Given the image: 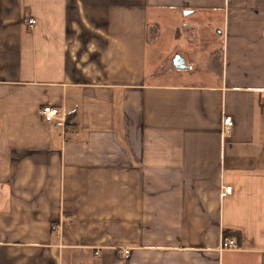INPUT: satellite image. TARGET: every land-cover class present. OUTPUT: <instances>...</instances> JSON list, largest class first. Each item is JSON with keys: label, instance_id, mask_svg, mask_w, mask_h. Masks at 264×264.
I'll list each match as a JSON object with an SVG mask.
<instances>
[{"label": "crops", "instance_id": "0c3cea01", "mask_svg": "<svg viewBox=\"0 0 264 264\" xmlns=\"http://www.w3.org/2000/svg\"><path fill=\"white\" fill-rule=\"evenodd\" d=\"M263 109L264 0H0V264H264Z\"/></svg>", "mask_w": 264, "mask_h": 264}, {"label": "built area", "instance_id": "2783aa9c", "mask_svg": "<svg viewBox=\"0 0 264 264\" xmlns=\"http://www.w3.org/2000/svg\"><path fill=\"white\" fill-rule=\"evenodd\" d=\"M33 19H28L27 20V25L32 28L33 26ZM264 113V109H263ZM40 114L45 121H50L53 119H60L62 121L65 120L64 114L60 110V108L55 107L53 105H45L40 109ZM233 126V121L232 118L229 115H223L221 118V129L224 135H228L232 129ZM231 192V187L226 186L224 187V194H229ZM235 240L232 237H226L223 236L222 241H221V249H227V248H233L235 246ZM129 255V249L124 248L122 251V256L123 257H128Z\"/></svg>", "mask_w": 264, "mask_h": 264}, {"label": "rangeland", "instance_id": "374dc122", "mask_svg": "<svg viewBox=\"0 0 264 264\" xmlns=\"http://www.w3.org/2000/svg\"><path fill=\"white\" fill-rule=\"evenodd\" d=\"M182 32H185V30H182ZM199 32L202 37L201 41H197L194 44L187 41L186 43L176 45V48L194 62L197 67L203 66L207 62L210 55L209 52L214 48L213 43L215 42L211 31L208 29V25H205L204 29H201Z\"/></svg>", "mask_w": 264, "mask_h": 264}, {"label": "trees", "instance_id": "16d2710c", "mask_svg": "<svg viewBox=\"0 0 264 264\" xmlns=\"http://www.w3.org/2000/svg\"><path fill=\"white\" fill-rule=\"evenodd\" d=\"M71 120H72V117L70 115L65 118V129L66 130H72V129H74V126L71 124ZM226 232L227 231H225V235H227ZM231 234H233V233H231ZM229 235H230V233H229Z\"/></svg>", "mask_w": 264, "mask_h": 264}, {"label": "water", "instance_id": "95a60500", "mask_svg": "<svg viewBox=\"0 0 264 264\" xmlns=\"http://www.w3.org/2000/svg\"><path fill=\"white\" fill-rule=\"evenodd\" d=\"M174 63L176 65V67L178 68H183L185 67V64H183V61L180 57H176L175 60H174Z\"/></svg>", "mask_w": 264, "mask_h": 264}]
</instances>
